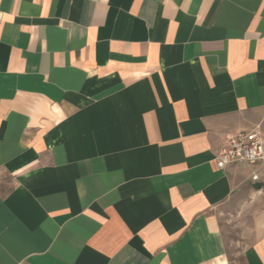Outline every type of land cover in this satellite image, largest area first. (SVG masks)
<instances>
[{
  "label": "crops",
  "instance_id": "crops-1",
  "mask_svg": "<svg viewBox=\"0 0 264 264\" xmlns=\"http://www.w3.org/2000/svg\"><path fill=\"white\" fill-rule=\"evenodd\" d=\"M252 130L264 0H0V264H264Z\"/></svg>",
  "mask_w": 264,
  "mask_h": 264
},
{
  "label": "built area",
  "instance_id": "built-area-1",
  "mask_svg": "<svg viewBox=\"0 0 264 264\" xmlns=\"http://www.w3.org/2000/svg\"><path fill=\"white\" fill-rule=\"evenodd\" d=\"M234 164L264 166V140L257 130L241 131L226 137L215 158V166L223 170ZM251 179L256 181L257 176L253 175Z\"/></svg>",
  "mask_w": 264,
  "mask_h": 264
}]
</instances>
